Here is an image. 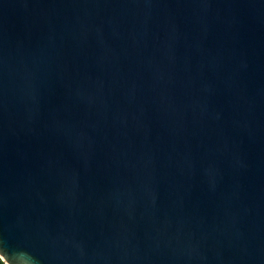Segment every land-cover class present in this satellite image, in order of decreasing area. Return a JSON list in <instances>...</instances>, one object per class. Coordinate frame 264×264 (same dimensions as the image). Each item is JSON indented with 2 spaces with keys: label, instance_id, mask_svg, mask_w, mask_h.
Instances as JSON below:
<instances>
[{
  "label": "water",
  "instance_id": "water-1",
  "mask_svg": "<svg viewBox=\"0 0 264 264\" xmlns=\"http://www.w3.org/2000/svg\"><path fill=\"white\" fill-rule=\"evenodd\" d=\"M4 264H264V0H0Z\"/></svg>",
  "mask_w": 264,
  "mask_h": 264
},
{
  "label": "trees",
  "instance_id": "trees-1",
  "mask_svg": "<svg viewBox=\"0 0 264 264\" xmlns=\"http://www.w3.org/2000/svg\"><path fill=\"white\" fill-rule=\"evenodd\" d=\"M0 264H4V263L0 260Z\"/></svg>",
  "mask_w": 264,
  "mask_h": 264
}]
</instances>
